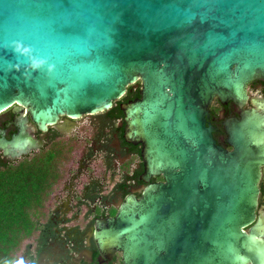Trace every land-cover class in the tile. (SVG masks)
I'll return each mask as SVG.
<instances>
[{"label":"water","instance_id":"1","mask_svg":"<svg viewBox=\"0 0 264 264\" xmlns=\"http://www.w3.org/2000/svg\"><path fill=\"white\" fill-rule=\"evenodd\" d=\"M19 42L46 63L31 67ZM51 69V70H50ZM264 0H0V113L20 116L3 157L42 146L26 130L62 134L119 105L124 139L142 146L145 184L112 219L95 220L100 254L123 264H264L255 219L264 165ZM241 107L224 125L233 150L216 146L208 107ZM0 134L2 132L0 131Z\"/></svg>","mask_w":264,"mask_h":264},{"label":"flooded vegetation","instance_id":"2","mask_svg":"<svg viewBox=\"0 0 264 264\" xmlns=\"http://www.w3.org/2000/svg\"><path fill=\"white\" fill-rule=\"evenodd\" d=\"M138 90L140 86L138 85ZM134 88V89H137ZM248 100L264 96V80H254L246 89ZM136 98H139L137 96ZM134 98V99H136ZM133 99V100H134ZM114 107V105H113ZM242 109L233 102L221 105L214 99L208 107L206 123L218 131L212 133L216 146L231 152L226 142L225 121L241 120ZM101 113L84 116L72 122L70 130L62 134L55 127L41 134L28 122L26 132L42 146L26 155L11 159L0 152V168L32 161L44 152L60 147V153L68 158L61 167L59 181L45 202V210L38 217V229L22 244L17 260L25 264H123L121 252L104 258L94 237L95 220L112 219L118 206L128 195L140 197L141 189L148 184L163 182V178L151 177L148 183L140 180L144 173L142 146L127 143L124 139L123 115ZM20 116L11 108L0 113V137L9 140L18 127L11 124ZM258 197L254 222L244 231L264 224V165L260 167ZM259 238L264 239V227ZM251 264V263H248Z\"/></svg>","mask_w":264,"mask_h":264},{"label":"trees","instance_id":"3","mask_svg":"<svg viewBox=\"0 0 264 264\" xmlns=\"http://www.w3.org/2000/svg\"><path fill=\"white\" fill-rule=\"evenodd\" d=\"M138 88L128 87L125 95L107 112L121 116L119 105L132 101ZM55 147L32 161L0 168V264L16 261L21 244L38 229V217L59 181L64 157Z\"/></svg>","mask_w":264,"mask_h":264},{"label":"clouds","instance_id":"4","mask_svg":"<svg viewBox=\"0 0 264 264\" xmlns=\"http://www.w3.org/2000/svg\"><path fill=\"white\" fill-rule=\"evenodd\" d=\"M15 51L17 53H20L24 56H27V57H30L31 59V67L33 69H38L40 68L41 66H43L46 61L44 60H38L36 59L35 57H32V49L29 48V47H25L24 45L20 44L19 42L15 43ZM51 70V69H50ZM5 264H13V262H8L6 261ZM14 264H25V261L24 260H17L14 262Z\"/></svg>","mask_w":264,"mask_h":264},{"label":"rangeland","instance_id":"5","mask_svg":"<svg viewBox=\"0 0 264 264\" xmlns=\"http://www.w3.org/2000/svg\"><path fill=\"white\" fill-rule=\"evenodd\" d=\"M25 241H26V240H25ZM22 244H24V242H23ZM22 244H21V246H22ZM21 246H20L19 250L22 248ZM19 250H18L17 254L20 252Z\"/></svg>","mask_w":264,"mask_h":264}]
</instances>
